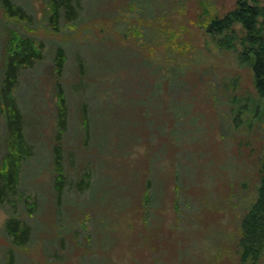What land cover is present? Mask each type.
Listing matches in <instances>:
<instances>
[{
    "label": "rangeland",
    "instance_id": "rangeland-1",
    "mask_svg": "<svg viewBox=\"0 0 264 264\" xmlns=\"http://www.w3.org/2000/svg\"><path fill=\"white\" fill-rule=\"evenodd\" d=\"M138 1L79 0L59 30L48 25L49 0H14L30 25L0 7V83L13 34L41 52L12 89L32 148L17 185L32 236L15 264H240L262 99L238 48H219L204 28L236 0ZM7 215L0 206V264Z\"/></svg>",
    "mask_w": 264,
    "mask_h": 264
},
{
    "label": "trees",
    "instance_id": "trees-1",
    "mask_svg": "<svg viewBox=\"0 0 264 264\" xmlns=\"http://www.w3.org/2000/svg\"><path fill=\"white\" fill-rule=\"evenodd\" d=\"M47 21L53 30H59L61 19L75 18L79 0H49ZM139 2L130 0V4ZM140 4V3H138ZM4 13L30 25L33 16L14 0H0ZM204 28L219 48H238V59L247 63L252 71L253 88L262 103L255 104V116L264 120V1L236 0L235 6L221 16L213 15ZM22 35V34H21ZM13 34L9 54H6L0 83V206L6 209L7 217L2 232L9 243L4 264H15V247L25 246L31 239L32 228L18 216V199L22 198L17 187L23 163L32 153L31 145L24 137L23 115L13 96L12 89L19 72L41 58L40 50L29 36ZM65 61L62 48H57L55 66L61 71ZM179 70V68H178ZM171 74V73H170ZM260 105V106H258ZM58 125L66 127L64 101L61 98ZM245 107H242V110ZM54 164L60 172V146L54 145ZM259 182L250 206L242 214L235 252L240 264H257L264 257V146L258 158ZM61 177V173L59 174ZM21 192V191H20ZM59 196L61 189L58 190Z\"/></svg>",
    "mask_w": 264,
    "mask_h": 264
}]
</instances>
